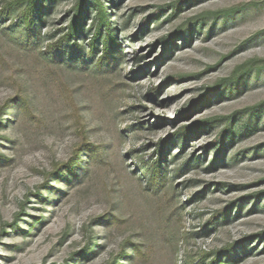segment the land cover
I'll use <instances>...</instances> for the list:
<instances>
[{"label": "rangeland", "instance_id": "rangeland-1", "mask_svg": "<svg viewBox=\"0 0 264 264\" xmlns=\"http://www.w3.org/2000/svg\"><path fill=\"white\" fill-rule=\"evenodd\" d=\"M20 1L0 0V264H264V0H102L108 66L93 0L69 44L77 0H41L33 31Z\"/></svg>", "mask_w": 264, "mask_h": 264}, {"label": "trees", "instance_id": "trees-1", "mask_svg": "<svg viewBox=\"0 0 264 264\" xmlns=\"http://www.w3.org/2000/svg\"><path fill=\"white\" fill-rule=\"evenodd\" d=\"M40 1L41 0H22L20 2H15L12 4H15L13 6H16V8H18L20 10L21 13V20H22V24L24 26H19L20 28H33L37 25L36 24V13L39 9L40 6ZM95 2V4L98 7V13H97V20H96V24H95V34L93 36V38L90 41L91 44V53H90V60L92 58H94L95 53L94 50L96 47H98L99 41L101 42L100 44H102L103 46V55L102 57L96 59V65L97 66H102V65H109L112 62H116L117 59V52L114 50L115 45H114V36H113V28H112V23L109 20V16L108 13L106 11L104 2L102 0H93ZM88 0H77L76 4L74 5L73 8V18L71 20V23L69 25V27L67 28V32L63 35L62 40H64L63 43H70L71 39L74 38L75 35H77L78 30H79V23L81 18L83 17L84 13H85V9L87 6ZM32 37H34V33L31 35ZM78 44L75 43L74 48L78 50ZM60 45H57L56 47H52L51 51L49 52H53L54 57H58L59 59V52L61 51V49L59 48ZM68 57H73L72 54H68ZM79 57V56H78ZM75 59V58H74ZM76 62H80V63H87V59H85L84 55L81 54V56L79 57V59H75ZM113 64V63H112ZM186 128L180 129V132H185ZM164 146H160V154L162 152V156L163 157V153H164ZM78 161H71L70 164L65 165L67 170L69 172H71L72 174L76 171V164ZM157 164V165H156ZM161 162L160 161H156L155 165H154V170L156 172V174L154 175V178H158L161 180H165L166 178V173L165 171L161 168ZM60 176H65L64 171H61L59 173ZM150 176V180L152 179L153 174H149ZM163 178V179H162ZM230 252L233 251V249H229ZM233 253V252H232ZM126 256V255H125Z\"/></svg>", "mask_w": 264, "mask_h": 264}]
</instances>
